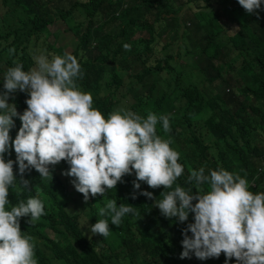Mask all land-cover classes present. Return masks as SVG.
Wrapping results in <instances>:
<instances>
[{
  "label": "trees",
  "instance_id": "trees-1",
  "mask_svg": "<svg viewBox=\"0 0 264 264\" xmlns=\"http://www.w3.org/2000/svg\"><path fill=\"white\" fill-rule=\"evenodd\" d=\"M176 1L0 0V90L3 74L14 66L13 61L22 63L27 71L34 67L35 55L51 59L52 55L72 54L83 73L76 80L79 89L91 93L93 107L105 119L117 109L130 110L144 118L152 112L169 119L170 131L164 132L158 122L156 134L170 139V147L180 154L178 163L184 172L173 189L181 186L195 192V181H188L191 170L203 168L209 175L223 168L245 178L250 191L264 192V4L249 14L237 0H187L197 10L187 18L190 28L183 34L184 51L196 57L192 69L188 68V87L177 95L175 88L181 85L172 84L170 75H176L177 80L184 74L169 64L181 56V49L173 48L175 37L164 47L169 49L164 57H154L152 48L155 25L159 32L170 28L168 15ZM181 10L180 6L182 18ZM225 13L233 15L238 25L232 36L228 27L220 23ZM149 16H153L152 24ZM57 22L76 37L71 49L57 44ZM145 30L150 32V38L132 37L134 31ZM51 35L53 41L49 42ZM126 44L130 50L125 49ZM10 48L15 49L11 56ZM33 48L44 51L33 54L37 52ZM121 66L133 67L135 73L128 75ZM196 72L203 80L195 77ZM26 98L25 93L17 91L9 103L22 113L27 107ZM166 98L173 100L180 119L165 115ZM13 119L15 127L10 136L14 139L21 122L18 117ZM7 159L15 160L14 151L5 154ZM68 167L64 161L50 166L48 178L30 169L23 177L29 181L30 190L20 186L19 181L9 189L8 199L13 205L31 196L44 203V215L34 224L27 222L28 217L20 219L21 231L33 237L38 264H115L110 254L105 255L112 249L108 247L109 240L122 250L117 258L120 264H189L188 258H180V253L182 230L193 222L192 214L180 223L176 218H165L156 208V201L163 198L160 193L171 189H152L141 182L140 189L134 190L133 173L122 177L107 196L97 195L100 207L107 199H115L117 206L129 204L136 212L125 215L119 226L111 225L110 217H102L109 221L110 235L105 238L93 235L82 222L83 210L75 197L83 196L73 187V178L62 174ZM14 173L19 180L15 164ZM252 182L255 186L250 185ZM201 187L209 190L207 184ZM141 191L151 192L153 198L140 195ZM91 217L96 219L93 212ZM224 262L221 253L219 258L195 264ZM228 264L237 262L233 258Z\"/></svg>",
  "mask_w": 264,
  "mask_h": 264
},
{
  "label": "clouds",
  "instance_id": "clouds-1",
  "mask_svg": "<svg viewBox=\"0 0 264 264\" xmlns=\"http://www.w3.org/2000/svg\"><path fill=\"white\" fill-rule=\"evenodd\" d=\"M249 14L261 9L264 0H237ZM127 4L123 5L126 8ZM130 50V45H124ZM15 52L8 50L9 56ZM34 67L24 70L22 63L4 72L0 90V264H38L34 256L33 237L20 229V219L28 217L34 224L44 215V203L31 196L11 204L9 189L20 186L29 189L24 174L35 169L40 177H51L50 166L61 161L68 164L66 172L72 185L89 197L105 196L115 189L125 175L135 174L133 189L141 182L149 188L171 189L161 192L156 208L165 218H176L183 223L192 214V223L182 230L180 258L199 260L225 256L224 264L235 259L237 264H264V192L249 190L248 182L238 174L223 168L204 174V169L191 170L188 181H195L196 189L173 185L183 172L178 163L179 153L173 150L170 139L156 134V125L162 123L164 132L170 131L169 119L148 112L146 118L125 109L108 114L107 119L93 107L91 93L79 89L76 80L83 73L72 54H44L33 57ZM17 91L25 93L27 107L18 113L9 103ZM14 117L21 122L15 138L10 130ZM14 151L15 160H5V154ZM17 166L20 179L14 173ZM208 185L207 191L201 186ZM251 186L252 185L250 183ZM140 195L152 199V193ZM135 199V195L132 196ZM195 201V203H193ZM98 215L110 217L111 225L119 226L125 215H136L129 204L107 199ZM87 224V222H86ZM85 224V225H86ZM93 235H110L108 219H99L90 225ZM188 233H191L189 236Z\"/></svg>",
  "mask_w": 264,
  "mask_h": 264
},
{
  "label": "rangeland",
  "instance_id": "rangeland-1",
  "mask_svg": "<svg viewBox=\"0 0 264 264\" xmlns=\"http://www.w3.org/2000/svg\"><path fill=\"white\" fill-rule=\"evenodd\" d=\"M180 6L182 7L181 10V14H182V18L180 16L179 13V8ZM197 7L187 3V0H177L175 2V7L174 9L169 13V21H170V28H165L164 32H159L158 29L156 28L155 25V33H154V43L152 45L153 48V56L156 58H160V57H164L165 54L169 53V49L166 48L164 49V47L168 44L171 43V37L174 36V51H177L179 48L181 49V56L180 58H176L175 61L170 62L169 64L174 67L178 72L183 73L184 75H182V77H178V79L176 80L175 77H177L176 75H170V82L172 84H179L181 85L180 87L175 88V94L180 95V91L183 88H187L188 87V82L189 80V76H190V72L191 70L188 68H191V65L194 63L195 57L194 55H189L186 54L184 51V44L186 42V38L183 36L184 32H187L188 29L190 28V23L188 21V17L191 16L192 11H196ZM8 20H10L11 22H14L15 20L12 19L11 17H7ZM148 21L149 23H153V16H149L148 17ZM221 24H224L226 27H228L229 29V35L232 36L234 35L237 31H238V25L236 22V19L233 15L228 16L227 13H225L223 15V17L220 20ZM57 28L60 30L59 36H58V40H57V44L58 45H63L65 46V48H70L71 46L76 43L77 39L74 35H72L70 32L67 31L65 25L61 22H57L56 23ZM151 34L150 32H148L147 30L143 31V32H138V31H134L132 34V37L134 39H142V38H150ZM49 42L53 41V36L51 35L50 37H48L47 39ZM59 52V48L56 49ZM33 51H37L33 54L42 52L44 50H40L38 51L37 48H33ZM58 54H62V53H58ZM110 68V67H108ZM121 70L125 73H127L128 75H132L135 73V69L133 67H126V66H121ZM195 77L198 80H203L201 74L199 72L195 73ZM173 100L166 98L164 103H163V111L165 112V115L167 116H171L174 117L175 119H180V115L177 112V109L175 108L174 105H172ZM108 194H110L109 192L106 193L105 196H107ZM89 203H85L84 200L77 195L75 197L76 203L82 208L83 213L81 215V219L82 222L84 224H87L85 226H87L89 228L90 231V225L94 224L96 222V220L99 219H103L102 217H100L98 215V208H100V204L97 202V196L96 197H89ZM89 204V205H87ZM103 207V206H101ZM93 212L94 216L96 219H93L91 217V213ZM108 247H111L112 249L107 250L108 253H106L105 255L110 254V256L112 257V259L114 260L115 264H120L119 259H117L118 257H121L122 255V250L120 247H113L112 245V241L109 240L108 241Z\"/></svg>",
  "mask_w": 264,
  "mask_h": 264
},
{
  "label": "built area",
  "instance_id": "built-area-1",
  "mask_svg": "<svg viewBox=\"0 0 264 264\" xmlns=\"http://www.w3.org/2000/svg\"><path fill=\"white\" fill-rule=\"evenodd\" d=\"M252 185H254V183L252 182ZM199 259H197L194 255L191 256V258H188V262L189 264H195Z\"/></svg>",
  "mask_w": 264,
  "mask_h": 264
}]
</instances>
